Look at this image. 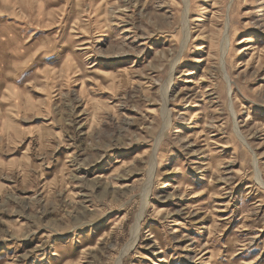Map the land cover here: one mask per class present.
Segmentation results:
<instances>
[{
  "label": "rangeland",
  "instance_id": "obj_1",
  "mask_svg": "<svg viewBox=\"0 0 264 264\" xmlns=\"http://www.w3.org/2000/svg\"><path fill=\"white\" fill-rule=\"evenodd\" d=\"M0 264H264V0H0Z\"/></svg>",
  "mask_w": 264,
  "mask_h": 264
},
{
  "label": "bare ground",
  "instance_id": "obj_2",
  "mask_svg": "<svg viewBox=\"0 0 264 264\" xmlns=\"http://www.w3.org/2000/svg\"><path fill=\"white\" fill-rule=\"evenodd\" d=\"M227 37H225L226 39ZM225 47V46H223ZM259 180V179H258ZM140 216H138L136 222L133 224L132 226V230H131V233H132V240H130L131 242L127 244V248H129L133 243L134 241L136 240V237H137V234H138V231H139V227H140ZM131 238V237H130ZM129 242V241H128ZM126 247V246H125ZM88 248V247H87ZM126 250V248H125ZM77 263V262H76Z\"/></svg>",
  "mask_w": 264,
  "mask_h": 264
}]
</instances>
